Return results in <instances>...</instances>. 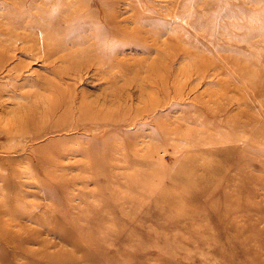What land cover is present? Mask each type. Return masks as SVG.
<instances>
[{
  "label": "rangeland",
  "instance_id": "374dc122",
  "mask_svg": "<svg viewBox=\"0 0 264 264\" xmlns=\"http://www.w3.org/2000/svg\"><path fill=\"white\" fill-rule=\"evenodd\" d=\"M41 8L89 64L0 66V264H264V0H0V24ZM114 40L107 80L91 55ZM18 61L37 80L10 98ZM48 89L26 132L1 114Z\"/></svg>",
  "mask_w": 264,
  "mask_h": 264
},
{
  "label": "bare ground",
  "instance_id": "6f19581e",
  "mask_svg": "<svg viewBox=\"0 0 264 264\" xmlns=\"http://www.w3.org/2000/svg\"><path fill=\"white\" fill-rule=\"evenodd\" d=\"M103 2L105 4V1H103ZM54 9L55 8H52L51 11H49V9L41 8L38 10V13L36 14L35 17H32L31 15L27 16L28 14L26 15V13H24L22 11L21 12L20 11H17V12L14 11L12 13L10 11H8L4 15L7 21L4 24L1 23L3 25V28H1L2 25L0 24V66L4 65L5 63H10L11 61H13L17 57V54L24 55L25 57H29L31 59H35L37 57H42L44 59V61L48 62V63H51L54 61H64V62L68 61L69 64L66 65L65 67L54 70V72L60 78H63V79L65 77L75 76V74L77 73V70L79 68L88 66L89 63L86 64L87 61H85V60L82 61V59L79 58V56H81L82 54L86 55V53L84 51L78 52L73 61L70 60L72 57L69 56L72 53H70L69 55L59 53V48H62V47H59V44L65 40V38H64L65 36L68 37V32H67V29H65L66 33L64 31V34H63V32H62L63 30H61V28L58 29L59 25L57 23V20L59 18H57L58 16L56 17L55 15H52V13H51ZM66 11H65V8L60 7L58 10V13H55V14L60 15V17H61V15H63L62 13L66 12ZM66 14H68V12ZM81 17L82 16H80L78 18L82 19ZM40 19H41L42 23L39 22ZM65 19L66 20H65L64 25L68 26V25H71V22L75 19V17L70 19L67 16ZM109 23H110V26H108V27L111 28L109 30V32L113 33V34L116 33L114 31L115 30L114 22L110 21ZM37 24H39L42 28L40 34H37L39 36H37L35 33L33 34V31L28 32V31H24V30L19 29L20 27L33 29V27ZM79 27L80 26H78V28ZM137 31H139V30H137ZM51 32H60L63 34V36L61 38H55V40H53L52 36L49 34ZM117 35H119V34H117ZM127 37H128V34H127ZM137 38H139V37H135V39H137ZM28 39L30 42L26 43V41H28ZM91 41H89L90 44L92 43L91 45L95 46V43H93ZM132 41H133V42H131L132 45H137V43H141V42H134L135 40L133 38H132ZM117 44L118 43L115 42V40L110 43L109 48H106V47L104 48L103 44H99L98 46H95L96 48L94 49V51H96V53L94 55H91L92 58L90 57L91 60L97 61V64L100 65L97 67V72L99 70V72H100L99 74L101 76H103V78H105V79L107 78V80H109L108 77L110 75H114L115 69H114V67H113V69L111 68L109 75H104L103 72H102L103 73V75H102L101 74L102 66L104 63H110V62H112V60L115 59V51L114 50H115ZM147 48H149V47H146V49ZM62 49H65V48L63 47ZM56 55H57V57H56ZM64 62H63V64H64ZM22 63L24 64V62L18 61L17 63L12 64L9 67H5V69H6L5 75L10 79V80L7 79V81L13 84L11 89H9V93L12 92L11 94H9L10 98L16 97L18 95V90L22 91V93L24 95V90H23L24 86L27 84L32 85L37 80V79H33L32 77H30V79L22 85H20L18 82L14 81L13 75L15 74V72L17 70L20 69V67L23 65ZM80 77H81V75H80ZM11 79H13V80H11ZM46 92H49V93L36 94L35 97L33 98V100L35 102L41 103L42 106L35 105V102L34 103L32 102L33 105H35V108H33L32 103H29L28 105H23V107H21L19 110L10 109L7 106L3 109L1 114H6V116H7V114L9 113L8 116L10 118H8V123L12 127H16L17 132H19V133L26 132V130H28V127L33 122L35 117L39 115V114L37 115V112L40 110V108H43L45 113H47V112L50 113L57 106L54 99H56L58 102H60V100H62L64 98L63 92H59L58 94L60 96H58V97L53 94V91L49 90ZM46 99H48V101ZM15 101L17 104L18 101L17 100H15ZM0 103H4V101L1 99ZM5 105H7V104L4 103L3 106H5ZM36 106H38V108ZM95 106H97L95 101H92V100L89 101L86 99L81 100V107L80 108H81V112L84 115L94 116L95 114H97V115H99V118H100L103 115L102 111H101L102 109L100 108V110L95 111L94 110ZM99 107H101V106H99ZM21 127L23 129H21Z\"/></svg>",
  "mask_w": 264,
  "mask_h": 264
}]
</instances>
